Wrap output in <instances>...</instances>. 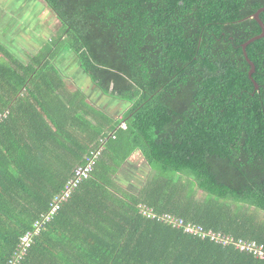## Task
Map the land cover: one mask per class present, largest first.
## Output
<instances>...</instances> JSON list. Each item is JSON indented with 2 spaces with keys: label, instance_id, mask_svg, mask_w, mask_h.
I'll list each match as a JSON object with an SVG mask.
<instances>
[{
  "label": "trees",
  "instance_id": "obj_1",
  "mask_svg": "<svg viewBox=\"0 0 264 264\" xmlns=\"http://www.w3.org/2000/svg\"><path fill=\"white\" fill-rule=\"evenodd\" d=\"M40 1L57 24L52 43L24 64L0 41V264L37 230L21 264H264L140 207L264 245V37L246 49L253 79L242 47L262 34L252 16L264 0ZM63 51L102 95L128 104L108 131L104 113L64 88ZM64 120L84 126L92 148L59 144ZM100 148L91 177L40 225ZM137 152L150 172L124 192L115 178Z\"/></svg>",
  "mask_w": 264,
  "mask_h": 264
},
{
  "label": "crops",
  "instance_id": "obj_2",
  "mask_svg": "<svg viewBox=\"0 0 264 264\" xmlns=\"http://www.w3.org/2000/svg\"><path fill=\"white\" fill-rule=\"evenodd\" d=\"M43 6L45 7V5H43ZM18 24L20 26L16 25L14 27V25L12 23H10L8 26H9V28H12L11 30H15L19 35L27 38V34L22 32V31H26V27L21 22H19ZM5 30H6V28H5ZM11 30H7V31L10 32ZM56 32H57V28H56ZM7 34H9V33H7ZM53 36L54 35H52L50 40H45L42 43H38V44H40L42 46L39 47V48H37V47L33 48V50H36L35 53H29V54L26 55V57L28 58L27 62H24V60L21 59V54L22 55H25V54H24V52L22 53V51L20 49L21 47L16 45L18 43H17V41L15 39V35L10 33L9 36H8L9 41L8 40L4 41L2 38H0V41L3 44L6 45L7 49L12 54H14L17 59H19L21 62L26 64V63H29L30 58L39 55L42 52V50L48 44L50 45L52 43ZM23 37L19 36L18 38L21 40ZM54 65L58 68V70L60 72L61 78H62L63 83H64L63 84L64 88L69 90L70 93L74 94L75 98L79 97V95L77 94V91H81L86 97L85 101L87 102V104H88L90 109H88L86 107L85 108L88 109L89 112L91 111V109H94V110H96V111H98L100 113H104L108 117L107 121H105L104 123H101L100 125H98L99 129L103 130L104 132L108 131V126L110 125V122L108 120L112 119L114 121H117V120L121 119L124 116V114L128 111L129 106L126 107L125 109L121 110L122 106L121 105L119 106V104L117 103L116 100L108 98V97H105L104 95H102V93L91 83L89 78H88L89 81H87V79H85L81 75V72L75 71L74 69H72V71H71L70 68L63 70V69H61V67H59L56 64L55 61H54ZM69 73H71L72 75H76V78H71L69 76ZM89 84H92V85H89ZM118 109H119L120 112L118 114H116ZM90 118L93 119L94 117H89L88 119H90ZM70 122H71V120H70ZM70 122H67L66 120L59 121L60 125H62L61 126L62 127L61 131H63L66 135L64 137L58 136V143L65 145L66 146L65 148H67L68 151H83V149H81V148H79V146H77V143H80V146L82 148H84V146H89V148H92L93 143L90 141L91 139L89 138V134L86 135L87 130L83 129L84 126L82 127L81 131L76 132V131L71 130L69 128V124L68 123H70ZM125 122H122L121 125H126ZM49 126L55 131V128H54V126L51 123L49 124ZM94 139H95V137H93L92 140H94ZM137 155L141 156V154L139 152L135 153L128 160V163L119 171V174L115 178V182L118 184V186L124 192L126 190L128 192H129V190H131L132 193H137L139 191L140 187H141L142 181L145 179L146 175L149 174V172H150V168L148 166H146V167H148V169H146V171H145V170H140V168H138L136 166L130 165L133 162V160L135 159L134 157H136ZM84 158L86 159V157H84ZM141 158H142L141 162L146 165V163H145V161H144L142 156H141ZM131 160H132V162L130 163ZM139 164H141V163H139ZM127 166L136 167L134 173L135 174L138 173V176L136 177L133 174V171L129 170L130 176L127 178V179H129L128 182L122 180V177L124 175L123 171L125 170V168ZM140 172H145L144 173V177L139 178V177L143 176V174H141ZM130 177H131V180H130ZM124 179H126V177ZM122 191L119 194L116 192L119 197H122V195H121ZM260 213L262 214L261 215V220H264V213L263 212H260Z\"/></svg>",
  "mask_w": 264,
  "mask_h": 264
},
{
  "label": "rangeland",
  "instance_id": "obj_3",
  "mask_svg": "<svg viewBox=\"0 0 264 264\" xmlns=\"http://www.w3.org/2000/svg\"><path fill=\"white\" fill-rule=\"evenodd\" d=\"M43 5L44 4L40 0H0V38H2L4 41H9V34L11 33L15 35V39L18 43L16 45L20 46L22 53L24 52L25 54H21V59H23L24 62L28 61V58L26 57L27 54L35 53L36 50H33V48H39L42 46L38 43H42L45 40H50L52 35L56 34L57 24L55 22V18L51 14L52 12L49 10V8L45 6L47 8L46 9ZM19 22L23 23L26 27V31L22 32L27 34V38L19 35L15 30H11L12 28H9L8 26L10 23H12L14 27L16 25L20 26L18 24ZM7 30L11 31L8 32ZM17 36L23 38L20 40ZM54 61L63 70L70 68L71 71L72 69H74L75 71L81 72V75L85 79H87V81H89L83 70L80 69L78 61L74 54L63 51ZM69 76L71 78H76V75H72L71 73H69ZM117 103L119 104V106H122L121 110L128 107V104L126 103H122L119 101H117ZM119 112L120 111L118 109L116 114H118ZM134 158L135 159L133 160V162L132 160L130 161V163L132 162L130 165L136 166L140 168V170L146 171V169H148V167H146L147 165L141 162L142 158L140 155H137ZM132 166H127L125 168V170L123 171L124 175L122 177V180L128 182L129 179L127 178L130 176L129 170H132L134 174L136 167ZM140 173L143 174V176L139 178L144 177L145 172ZM135 176L137 177L138 173L135 174ZM125 177L126 179H124Z\"/></svg>",
  "mask_w": 264,
  "mask_h": 264
},
{
  "label": "built area",
  "instance_id": "obj_4",
  "mask_svg": "<svg viewBox=\"0 0 264 264\" xmlns=\"http://www.w3.org/2000/svg\"><path fill=\"white\" fill-rule=\"evenodd\" d=\"M122 127L126 128L125 125H122ZM104 141L105 140L101 139V143H104ZM101 151V148L98 150H92L89 156L86 157L85 164L79 165L74 169L72 177L68 180L63 191L55 197L50 205L49 212L44 216L43 222L40 225L47 224L49 221H51L62 208V204L69 200L74 191L79 188L84 181L91 177V174L93 173L96 163L101 155ZM140 207L142 215L149 219L168 221L174 227L183 229L187 234L199 236L202 240H210L214 243L223 245L224 247L233 246L236 250L251 255L255 259L264 260V245L256 241L234 240L223 233L205 230L199 225L186 223L172 215L165 214L163 216H159L156 215L153 210L145 206ZM36 233H38V230ZM36 233L29 232L21 238L20 245L18 246V249L15 251L12 258L9 260L8 264L22 263V261L28 255L30 248L32 247L33 237H35Z\"/></svg>",
  "mask_w": 264,
  "mask_h": 264
},
{
  "label": "water",
  "instance_id": "obj_5",
  "mask_svg": "<svg viewBox=\"0 0 264 264\" xmlns=\"http://www.w3.org/2000/svg\"><path fill=\"white\" fill-rule=\"evenodd\" d=\"M263 12H264V8L261 9V10H259L255 15L252 16V18L255 19V20L259 23V25H260V27H261V29H262V34L259 35V36H257V37H255V38H253V39H251L250 41H248L247 43H245V44L242 46V47H243V51H244V55H245V57L247 58V62H248L249 65L251 66V70H250V72H249V77H250L251 79H253V74L255 73V65H254L253 62L248 58L247 53H246V49H247V47H248L252 42H255L256 40L262 39V38L264 37V23H263L262 20L260 19V15H261V13H263ZM252 81L254 82L256 89H259L258 84H257L254 80H252Z\"/></svg>",
  "mask_w": 264,
  "mask_h": 264
},
{
  "label": "clouds",
  "instance_id": "obj_6",
  "mask_svg": "<svg viewBox=\"0 0 264 264\" xmlns=\"http://www.w3.org/2000/svg\"><path fill=\"white\" fill-rule=\"evenodd\" d=\"M125 127H126V125H125ZM121 128H123L122 125H121ZM124 129H126V128H124Z\"/></svg>",
  "mask_w": 264,
  "mask_h": 264
}]
</instances>
